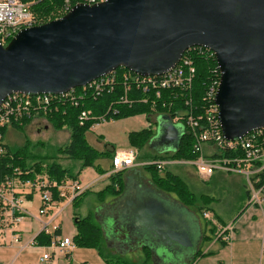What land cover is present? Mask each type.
<instances>
[{
    "label": "water",
    "instance_id": "1",
    "mask_svg": "<svg viewBox=\"0 0 264 264\" xmlns=\"http://www.w3.org/2000/svg\"><path fill=\"white\" fill-rule=\"evenodd\" d=\"M193 46L210 50L217 63L215 103L225 138H238L261 128L264 0H104L75 4L61 17L23 27L5 45L0 44V103L13 92L63 93L118 67L140 75H161ZM154 124V135L147 145L175 150L182 126L163 114ZM178 206L170 208L142 194L126 216V236L150 244L152 253L161 248L172 264L178 262L177 256L187 255L183 259L187 264L194 257L186 219L190 213ZM113 223L111 220L109 230ZM158 243L161 246L156 247Z\"/></svg>",
    "mask_w": 264,
    "mask_h": 264
},
{
    "label": "built area",
    "instance_id": "2",
    "mask_svg": "<svg viewBox=\"0 0 264 264\" xmlns=\"http://www.w3.org/2000/svg\"><path fill=\"white\" fill-rule=\"evenodd\" d=\"M38 1L40 0H0V44L5 45L23 27L49 21L42 22L49 19L51 14L42 16L31 10V5ZM102 1L104 0H62L53 19L67 13L75 4H95ZM195 73L196 68L191 58L183 53L179 62L161 75H140L124 68L120 73L113 70L63 93L31 95L13 92L0 103V130L15 123L30 122L36 117L45 118L66 106L83 108L86 98H96L106 91L114 92L117 86L122 90L117 100L119 104L149 103L151 109L155 110L158 104L170 107L180 102L185 105V109L175 111L169 118L173 124L181 125L190 133L195 158L138 160L137 149H118L111 158L109 175L134 166H154L158 172H163L173 165H191L202 181L209 180L216 172L242 176L249 192V204L264 206V125L238 138L226 139L220 127L215 103L219 84L218 67L217 72L203 86L199 107L193 104L192 99ZM117 112L116 108L109 106L105 114L95 116L89 109H81L78 120L80 124L91 120L90 127H93L111 119ZM154 113L161 115L157 111ZM2 137L3 133L0 132V157H12L3 145ZM27 174L28 171L11 166L8 172L0 176V247L16 244L20 246L19 251L28 247L36 248L39 250L40 264H57L58 256H68L75 246L72 238L60 233L62 228L57 221L58 216L86 187L77 180L62 179L57 182L45 172L35 174L34 178L24 177ZM35 193L39 195L38 215L46 219L28 211V207L33 205ZM201 215L216 226V238L231 241L234 229L232 223L221 225L208 211H203ZM26 218L40 222L41 226L33 237L25 241L24 233L28 230L22 229L20 223ZM40 232L49 237L48 244L40 245L36 242L35 238ZM261 249L264 253V245Z\"/></svg>",
    "mask_w": 264,
    "mask_h": 264
},
{
    "label": "trees",
    "instance_id": "3",
    "mask_svg": "<svg viewBox=\"0 0 264 264\" xmlns=\"http://www.w3.org/2000/svg\"><path fill=\"white\" fill-rule=\"evenodd\" d=\"M26 1V0H23ZM62 0H40L31 5V10L37 15H47L51 14L49 19L51 20L56 17L57 10L61 6ZM184 55H189L192 60L193 65L196 68L195 78L192 87V99L195 106L201 105V93L204 84L212 77L215 71L217 72V63L214 56L205 48L193 46L188 48ZM124 68L118 67L115 69L116 73H120ZM122 93L120 87H116L115 91L104 92L96 98L88 97L84 100L82 104L83 108L66 106L58 113L52 115H47L45 118L50 122L56 129H61L63 127L67 128L69 131L68 142L55 147L54 155H35L26 151L25 147L10 148L6 143L3 145L12 157L2 156L0 157V176L4 172H8V169L12 167H19L22 171H28V174L24 177L34 178L35 174L47 173L48 177L52 180L60 182L62 179L77 180L80 171L85 167H92L98 173H103L104 170L100 167V161L103 159H110L113 156L114 150L112 146L106 144L104 149L98 150L93 147L87 140L86 135L90 130L92 124L91 120L79 123L78 113L81 109H89L92 115L99 116L105 114L107 108H116L117 113L111 118H120L133 116L135 114L146 113L147 117L150 113L157 111L159 114L170 116L175 113V111L184 110L185 105L183 103L177 102L172 106L162 107L160 104L157 105L155 110H152L149 103L143 104L134 102L133 104H119L117 100L119 95ZM26 123H15L12 126L20 129L25 126ZM183 129V128H182ZM4 128L0 132L4 133ZM154 135V130L152 125H148L146 128H142L136 132H130L128 134L129 144L131 147L140 151L151 137ZM192 137L189 132L183 129V134L179 138L177 148L173 151H165L164 153L151 154H141L138 153V160H157V159H194L195 155L192 152ZM148 170L154 179L156 185L169 192L176 193L177 198L188 208H196L200 212V216L203 211L210 210L203 204L209 201V198L205 195H199L201 202L203 204L196 205L195 198L192 196L191 192L186 187L185 183L179 178V176L173 174L169 171H164L162 174L158 172L154 166H143ZM110 175L109 183L97 193L104 199L106 196H116L120 192L121 180L120 174ZM116 185L119 186L116 189ZM84 195L82 193L80 196L73 200L72 205H77L80 197ZM249 197V192L245 190V198ZM219 222V221H218ZM221 225H225L223 221L219 222ZM74 225L76 227V233L72 237L74 245L92 246L98 249L100 255L104 257V260L108 264H149L150 253L148 249H145L144 258L137 263H132L125 260L111 259L106 256L103 251V234L100 226L91 220L89 216L86 217H74ZM216 226L211 224L209 221L204 223V230L202 233V242L208 243L212 239H215L221 244L226 242L216 238ZM36 242L40 245H45L49 243V237L40 232L36 236ZM207 251L205 253H209ZM199 249L198 255L205 254Z\"/></svg>",
    "mask_w": 264,
    "mask_h": 264
},
{
    "label": "rangeland",
    "instance_id": "4",
    "mask_svg": "<svg viewBox=\"0 0 264 264\" xmlns=\"http://www.w3.org/2000/svg\"><path fill=\"white\" fill-rule=\"evenodd\" d=\"M155 113H150L149 118L152 123H155ZM44 118V117H43ZM43 123L38 125L31 124L20 129L13 126L6 127L3 133L2 142L6 143L10 148L25 147L26 151L35 155H47L53 156L55 147L61 146L68 142L69 131L63 127L56 129L50 122L45 118ZM150 122L147 119L146 113L135 114L133 116L111 118L103 121L100 125L95 127V133L103 135L104 139L113 146L115 149L130 148L128 134L130 132H136L141 130L143 127L146 128ZM46 125V126H44ZM155 127V125H154ZM149 148L144 146L138 153L148 154ZM180 173L177 176L185 183L192 196L195 198L196 205L203 204L199 195H205L209 198L208 202L203 204L210 210L216 212V220L219 222L232 223L233 237L231 241L221 244L217 242V246L210 249L209 253L198 255V261L195 264H264V253L262 252V245H264V228L260 226V223H264V216L259 210L253 211L250 216V210L245 214V217H249V221L253 223L256 221L257 228L255 232L246 231L248 235L241 237V229L239 226L242 224L238 220L242 208L244 206V194L242 192L243 179L240 180L235 176L226 175H215L211 180L202 181L195 172V168L191 165H178ZM144 172H147L144 170ZM221 173V172H220ZM79 175L83 177L97 176L99 173L92 167L83 168ZM78 175V177H79ZM217 177V178H216ZM240 180V181H239ZM245 184V183H244ZM98 185H95L93 189H97ZM93 191V190H92ZM245 192V190H244ZM174 193V192H172ZM93 194V192L91 193ZM176 194V193H174ZM101 200H103L101 198ZM95 196H85L83 201L79 200L77 205H69L63 212L58 216L57 221L61 223L62 234L70 238L76 233V227L74 225V217H86L89 216L93 222H98L96 218V208L92 207L95 203ZM79 204V205H78ZM39 205V195L35 193L33 197V205L28 207V211L38 216L37 206ZM214 215V214H213ZM107 214L104 215V221L107 219ZM41 219H46L40 217ZM31 220L26 218L20 223L21 228L27 229L28 226H32ZM218 223V222H217ZM41 226V223H34L33 227L37 231ZM246 225H242L245 227ZM217 233V228L216 232ZM262 236V237H261ZM194 242V241H193ZM147 243H152L147 241ZM136 245L133 242L132 245ZM207 246L206 243L200 244V249L204 250ZM102 248L107 257L113 259L112 253L105 247L104 243ZM194 252V250H192ZM16 252L13 250L0 249V264H40L38 261L37 252H33L31 255L30 250H25L18 254V257L13 259V255ZM13 256V257H12ZM115 256V255H113ZM13 259V260H12ZM116 259V257H115ZM131 258H129L130 260ZM121 260V259H118ZM138 260V259H131ZM140 262V261H137ZM174 263V262H173ZM58 264H108L102 255H100L97 248L92 246L75 245L73 251L69 256L60 254L58 256ZM150 264V263H149ZM178 264V263H175Z\"/></svg>",
    "mask_w": 264,
    "mask_h": 264
},
{
    "label": "crops",
    "instance_id": "5",
    "mask_svg": "<svg viewBox=\"0 0 264 264\" xmlns=\"http://www.w3.org/2000/svg\"><path fill=\"white\" fill-rule=\"evenodd\" d=\"M153 116H154V121H155L156 117L160 115H153ZM43 119H44L43 117H36L30 122H28L27 124H25V126H28L31 124L38 125L45 121ZM147 119L150 122L149 125H152V128L155 131V127H154L155 124L151 122V119L149 118V116L147 117ZM99 125L100 123H97L93 127H90V130L87 132L86 138L93 147H95L98 150H102L105 148L104 146L106 144H108L109 146L110 144L104 139L102 134L97 133V132L95 133V127L96 126L98 127ZM147 147L150 149L149 152L151 154L164 153L165 151H169V150L151 149L148 145ZM112 149L114 151L118 150V149H115L113 146H112ZM99 164H100V167L104 170L103 173H99V175L97 176L95 175V176L84 177L85 179H83V177L79 175L77 182L80 185L86 187L83 192L84 195L80 197V201L81 200L83 201L85 196H88V197L95 196L96 197V201L95 203L92 204V207L96 208V218L98 220L97 224L102 229L103 240H104L103 243L105 247H107V249H109V251L112 253L111 254L112 257L114 258L116 257V259H121V260L129 261L132 263H137V261H141L144 258L145 249H148L150 253V261H149L150 264H172L170 263L171 259L168 260L166 258L167 256L163 254V252L161 251V248H157V252L152 253L151 250L149 249L150 244L146 245V244H143L142 242H139L138 238L130 239L129 237L126 236V231L124 229L125 227L124 224L127 222L126 216L130 215L134 207V204L138 202L139 197L142 194H147L148 196L157 198L158 200L162 201L165 205H167V207L176 208L179 205L178 206L180 207L179 209L183 207L184 209H186V212L188 214L190 213V215L186 216V219H187V222L190 224L192 242L194 241V246H193L194 247V252H193L194 257H192L190 261L188 260L187 264H195L198 261V252L200 249L199 246L200 244H203L202 233L204 230V223L208 222V220L203 218L202 215L200 216L198 212L196 213L193 210L195 208L184 207L183 206L184 204L177 198V196L174 193L159 188L154 182L152 174L148 170L138 167V166L130 167L122 171V173L120 174V180H121L120 192L116 196L108 195L103 200H101V196H98L97 193L101 191L109 183V177H110L109 170L111 168V158L103 159L100 161ZM144 170L147 172H144ZM164 171L172 172L175 175H178V173H180L178 165L170 166ZM163 172H160V174H162ZM217 174H220L222 176L226 175L225 173L216 172L212 175L210 180ZM229 175L235 176L240 180L243 179L242 176L240 175H234V174H229ZM243 182H244V179H243ZM98 184H100L98 188L93 189L94 186ZM118 188L119 186L116 185V189ZM244 190H246V188H245V184L243 183L242 192L245 197ZM92 192L93 194H91ZM244 200H245V203L242 208L243 210L240 213L239 218H238L239 221L245 218L244 221L242 220V224L239 226V228L242 231L240 234L241 237H244V236L246 237V235H248L246 231H252L253 233L255 232L254 229L257 228V225H255L257 224L256 221L251 223L248 219L249 217H247V216H250L251 212L253 211L252 207H254L255 210H259L261 214L264 216V206L259 207L256 205H251L248 202V198H244ZM72 203L70 205H72ZM249 210H250V213L245 217V214ZM208 213L212 215L215 219H217L216 212L212 210H208ZM105 214H107L106 216L107 219L104 221L103 217ZM195 218L197 219V226H196ZM193 219H194V223H193ZM111 220H114V223L111 225V229L109 230L108 228H110ZM37 222L38 221H33L32 226L30 225V227L28 226V228L25 229L28 231H25L24 233V240L25 239L28 240L29 238L33 237L39 231L40 228L37 231H35L36 228L33 227L34 223H37ZM224 223L228 224L229 222H224ZM242 225H246V226L242 227ZM260 226L264 228V223H260ZM234 229L236 230V227H234ZM60 233H63L62 230L60 231ZM255 233L257 234V231ZM133 242H136L137 244L136 245L134 244L133 246L132 245ZM217 242L218 241H216L215 239H212L210 242L207 243V246L205 247L204 250H202V253L210 251V249H213L214 247H216ZM158 246H161V243H158L156 245V247ZM19 248L20 246L16 244L11 245V246L0 247V249H4L7 251L8 250L15 251L16 253L13 255L14 257L12 256L13 259L17 258L18 254H20L21 252L25 250H30V253H29L30 255L33 252L39 253V250L36 248L28 247L24 249L23 251H19ZM129 258L138 259V260H131V259L129 260ZM172 262H177V261H172ZM178 262L183 264V261L181 260ZM218 264H223V263L219 262Z\"/></svg>",
    "mask_w": 264,
    "mask_h": 264
},
{
    "label": "flooded vegetation",
    "instance_id": "6",
    "mask_svg": "<svg viewBox=\"0 0 264 264\" xmlns=\"http://www.w3.org/2000/svg\"><path fill=\"white\" fill-rule=\"evenodd\" d=\"M193 210H194L196 213L198 212V214H200V212H199L198 209L195 208V209H193ZM186 256H187V255H181V256L179 255V256H177L178 258H175V259H176L177 261H180V260L183 261V259H185ZM173 259H174V258H173ZM176 260H173V261H176ZM177 263H178V264H182V263H180V262H177Z\"/></svg>",
    "mask_w": 264,
    "mask_h": 264
}]
</instances>
